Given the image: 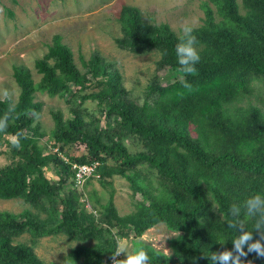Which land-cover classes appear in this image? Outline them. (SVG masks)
I'll return each mask as SVG.
<instances>
[{"label":"trees","instance_id":"16d2710c","mask_svg":"<svg viewBox=\"0 0 264 264\" xmlns=\"http://www.w3.org/2000/svg\"><path fill=\"white\" fill-rule=\"evenodd\" d=\"M210 1L216 14L205 4V19L195 27L201 56L196 75L179 70L175 47L180 34L167 23L147 22L137 7L122 6L118 20L123 37L117 44L134 53L156 49L159 64L176 72L166 84L150 83L141 104L128 96L115 65L98 53L80 56L81 71L60 35L34 61L38 83L28 68H13L18 118L0 133V147L7 141L10 158L0 167V199L21 198L37 211H0V264H46L33 244L57 233L94 240L76 257L83 253L84 264H106L117 249L113 235L125 238L134 232L140 237L159 223L178 233L170 240L169 259L135 242L148 250L153 264H210L205 256L232 248L238 233L227 227L224 217L231 219L233 204L264 195V112L253 105H235L253 91L254 82L264 88V0ZM182 79L192 85L191 92ZM36 91L66 96L73 104L70 118L60 111L51 113L52 152L45 153L38 144L45 133L36 123L42 109ZM88 102L94 106L88 108ZM6 108L0 102V115ZM82 110L99 112L106 122L98 124L95 116L86 121ZM17 132L27 137L19 149L6 137ZM75 143L84 151L72 156L67 148ZM94 161L101 184L117 174L129 181L134 193L140 192L135 210L118 214L112 194L99 210V221L86 210L73 187L71 163ZM48 167L56 179L45 175ZM143 169L153 177L142 175ZM241 219L252 228L254 219L243 213ZM24 233L30 235L29 243L15 240ZM221 240L226 245L219 244ZM242 259L245 264H264L254 253Z\"/></svg>","mask_w":264,"mask_h":264},{"label":"rangeland","instance_id":"374dc122","mask_svg":"<svg viewBox=\"0 0 264 264\" xmlns=\"http://www.w3.org/2000/svg\"><path fill=\"white\" fill-rule=\"evenodd\" d=\"M205 4L215 6L210 0H0V89H14L17 99L19 87L13 77V68L23 66L31 71L33 81L38 83L40 74L36 72L34 61L42 57L52 43L55 35H60L61 41L67 44L72 52L74 62L84 71L80 56L87 59L91 54L98 53L111 62L122 76V84L127 89L128 96L141 104L147 96L150 83L166 84L172 80L175 71L170 66L160 65V52L152 49L146 52L134 53L120 47L116 39L123 37L119 23L120 10L123 5L137 7L144 20L150 23H167L176 34H180L183 23H193L195 27L202 25L205 19ZM11 12V14H10ZM253 91L236 102V106L253 105L264 112V88L260 82H254ZM35 99L42 102V109L36 119L45 133L38 140L44 152L54 151L53 140L50 138L54 126L53 111H60L63 118L72 117L73 104L66 101V96L49 95L44 91H36ZM92 108V102L86 103ZM83 111V110H82ZM86 121L94 116L98 124L103 125L106 118L99 112L96 115L83 111ZM192 134L195 135L192 131ZM10 141L11 135H7ZM131 146V144H130ZM135 150L136 146H131ZM137 149V148H136ZM0 167L8 164L9 146L6 141L0 147ZM72 156L80 155L83 146L77 143L67 148ZM49 179H56L51 168L44 169ZM142 175H152L146 169ZM72 179V177H71ZM69 178V181L71 180ZM110 183L101 184L98 176L90 177L81 188L73 187L81 195L88 212H93L100 218L99 210L106 205L112 194V204L118 214L125 215L135 210L136 201L141 199L140 192H133L129 181L120 175H113ZM29 209L37 210L21 198L0 199V211L20 213ZM44 216L45 213L41 212ZM115 228L112 229V232ZM178 233L169 230L164 223H159L144 231L140 237L130 232L128 237L114 236L117 247L127 243L129 248L139 247L141 241L145 245L164 252H173L170 240ZM16 241L30 242V235L24 233L15 237ZM95 241L76 239L65 233L42 236L33 244L34 251L46 264H84L83 253L76 257L77 251L88 249ZM164 245V247H163ZM122 258V257H121Z\"/></svg>","mask_w":264,"mask_h":264},{"label":"clouds","instance_id":"9594fccd","mask_svg":"<svg viewBox=\"0 0 264 264\" xmlns=\"http://www.w3.org/2000/svg\"><path fill=\"white\" fill-rule=\"evenodd\" d=\"M198 43L194 24L183 23L175 47V54L180 65L179 70L185 75L197 74L196 65L201 59ZM182 84L189 92L193 90L192 85L186 80L182 79ZM15 96L14 89H0V102L7 104L5 112L0 115V133L6 132L9 122L18 118ZM22 139H27V137L23 132H17L11 136L10 142L14 148L19 149ZM242 213L244 217L254 219L251 229L247 227L245 220L241 219ZM230 216L231 219L224 217V221L227 222V227L238 233L231 241L232 248L224 247L222 250L213 251L210 256H205V258L209 260L210 264H245L242 258L247 257L249 253L264 258V195L254 194L248 197L242 205L233 204L230 209ZM255 232H258L259 235L254 236ZM218 243L226 245L227 242L221 240ZM165 255L169 259L171 251ZM112 264H153V262L143 244L139 247L129 248L125 242L120 244L113 253ZM247 264H254V262L247 261Z\"/></svg>","mask_w":264,"mask_h":264},{"label":"built area","instance_id":"2783aa9c","mask_svg":"<svg viewBox=\"0 0 264 264\" xmlns=\"http://www.w3.org/2000/svg\"><path fill=\"white\" fill-rule=\"evenodd\" d=\"M65 161H67V158L62 156ZM97 166L98 162L94 161L91 163H71V168L73 171V183L76 187L81 188L85 181L93 176H98L97 173ZM106 264H112V255L108 258V261Z\"/></svg>","mask_w":264,"mask_h":264}]
</instances>
